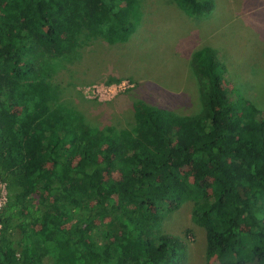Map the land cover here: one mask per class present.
Returning a JSON list of instances; mask_svg holds the SVG:
<instances>
[{
  "label": "trees",
  "instance_id": "1",
  "mask_svg": "<svg viewBox=\"0 0 264 264\" xmlns=\"http://www.w3.org/2000/svg\"><path fill=\"white\" fill-rule=\"evenodd\" d=\"M138 1L0 0V264H177L160 223L186 201L207 261L264 264V113L229 98L212 48L191 56V117L136 101L132 126L93 127L51 82L86 41H126Z\"/></svg>",
  "mask_w": 264,
  "mask_h": 264
},
{
  "label": "rangeland",
  "instance_id": "2",
  "mask_svg": "<svg viewBox=\"0 0 264 264\" xmlns=\"http://www.w3.org/2000/svg\"><path fill=\"white\" fill-rule=\"evenodd\" d=\"M212 1L211 12L190 17L172 0H139L140 19L126 41L88 40L74 61L59 65L51 82L61 89V100L98 128L132 126L136 101L178 117L195 116L202 101L191 56L210 47L225 71L229 98L241 110L250 104L264 113V0ZM5 196L1 184L0 207ZM192 205L170 204L160 232L182 241L177 264H218L205 259V234L191 220Z\"/></svg>",
  "mask_w": 264,
  "mask_h": 264
},
{
  "label": "water",
  "instance_id": "3",
  "mask_svg": "<svg viewBox=\"0 0 264 264\" xmlns=\"http://www.w3.org/2000/svg\"><path fill=\"white\" fill-rule=\"evenodd\" d=\"M0 190H1V182H0Z\"/></svg>",
  "mask_w": 264,
  "mask_h": 264
},
{
  "label": "built area",
  "instance_id": "4",
  "mask_svg": "<svg viewBox=\"0 0 264 264\" xmlns=\"http://www.w3.org/2000/svg\"><path fill=\"white\" fill-rule=\"evenodd\" d=\"M122 84H120L118 87H121Z\"/></svg>",
  "mask_w": 264,
  "mask_h": 264
}]
</instances>
